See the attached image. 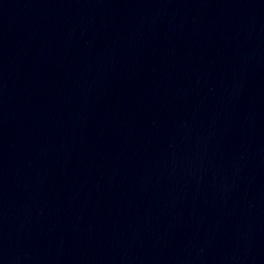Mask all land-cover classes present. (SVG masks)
<instances>
[{
  "label": "water",
  "instance_id": "water-1",
  "mask_svg": "<svg viewBox=\"0 0 264 264\" xmlns=\"http://www.w3.org/2000/svg\"><path fill=\"white\" fill-rule=\"evenodd\" d=\"M0 264H264V0H0Z\"/></svg>",
  "mask_w": 264,
  "mask_h": 264
}]
</instances>
